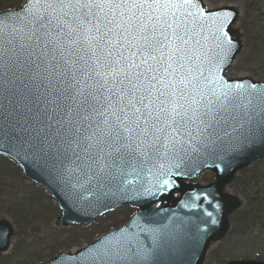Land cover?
Instances as JSON below:
<instances>
[{
  "label": "snow or ice",
  "instance_id": "1",
  "mask_svg": "<svg viewBox=\"0 0 264 264\" xmlns=\"http://www.w3.org/2000/svg\"><path fill=\"white\" fill-rule=\"evenodd\" d=\"M21 10L32 16L30 23L35 25L30 37H34V51L29 56L48 61L50 76L55 72L64 77L56 90L70 102L64 106L67 112L74 113L73 119L56 121L61 127L71 125L61 138L65 147L59 164L71 163L57 166L56 175L70 199L80 198L82 185L73 182V176L81 166L100 179L117 162L134 165L149 153L160 155L161 149L186 153L189 145L192 151L199 150L196 142L209 147L227 138L235 150L253 135L249 109H256L251 97L246 105L236 103L232 86L226 82L227 90L218 91L216 85L223 78L215 72L221 65L215 64L205 77L204 64L212 65V60L206 49L191 44L207 25L231 18L234 12L209 11L200 0H30ZM216 31L214 47L222 50L221 60L226 61L233 43L223 24ZM61 36L74 46L67 52L69 58ZM44 38H48L46 43ZM48 44L53 47L49 49ZM199 44L196 40L195 45ZM133 46L144 57L139 64L124 54ZM30 63L40 67L35 60ZM77 63L79 68L73 70ZM235 87L240 89L242 84ZM76 119L87 123H76ZM257 129L264 138V116ZM77 160L81 164L72 167ZM163 184L170 186V181Z\"/></svg>",
  "mask_w": 264,
  "mask_h": 264
},
{
  "label": "water",
  "instance_id": "2",
  "mask_svg": "<svg viewBox=\"0 0 264 264\" xmlns=\"http://www.w3.org/2000/svg\"><path fill=\"white\" fill-rule=\"evenodd\" d=\"M29 3L30 0H26L24 6L0 14V153L13 158L22 167L27 179L49 189L61 209L58 224H86L126 202L140 208L121 229L104 235L75 253H61L45 264L52 261L56 264H202L210 244L221 240L229 229V214L241 206L239 197L224 193L225 185L238 170L264 158V138L258 135L257 129L264 116V111H261L264 109V82H256L249 77L229 80L223 75L242 49L240 32L232 28L240 12L234 6L214 10L226 9L235 15L207 25L203 32L193 36L191 44L206 49L208 59L212 60V65L204 64L205 77L209 76V70L215 64L221 65L215 72L217 77L223 78L216 85L218 91L227 90L226 82L232 86L231 96L235 97L236 103L246 105L251 97L252 106L256 109L255 112L249 109V114L253 116V135L244 146L233 150L225 138V143L218 142L209 147L196 142L198 151H192L191 145L186 153L171 148L165 153L161 149L160 155L149 153L148 157H139L134 165L117 162L100 179L81 166L73 176V182L78 180L82 185L78 189L80 198L70 199L65 184L58 181L56 175L57 166L71 163L65 161L64 165L59 164V156L65 147L61 138L71 125L65 123L61 127L56 121L73 119L74 113L67 112L64 106L70 102H66L56 90L62 87L58 81L64 77H58L55 72L50 76L48 61L42 62L36 56H29L34 51V37H30L35 25L30 23L32 16L21 10ZM200 3L205 8L202 0ZM221 24L233 43V50L226 61L221 60L222 50L214 47L218 43L215 37L219 35L216 28ZM205 36L207 40L203 39ZM47 39L44 38L45 43ZM52 39L55 42V37ZM60 40L66 50L65 57L69 58L67 52L74 50V46L67 45L63 36ZM196 40L200 41L199 45H195ZM52 47L53 44H48L49 49ZM124 54L138 64L144 59L135 46L125 49ZM50 57L51 53L49 60ZM30 60H35L40 67L36 68ZM90 63L94 64V61ZM72 68L78 69L79 63ZM77 75L83 79L79 73ZM236 83H241L242 87L237 89ZM251 85H255L256 89L252 90ZM58 106L64 111L57 110ZM75 122L87 123L78 119ZM44 160L48 161L47 166ZM79 164L81 161L77 160L72 167ZM207 169L215 172L214 183L201 186L183 182L195 179ZM90 175L93 176L91 180ZM164 180H169L170 186L164 185ZM176 191L180 192L178 198L173 197ZM157 202L163 206L157 208ZM12 235L9 221L0 220V252L8 250ZM229 264L264 262L231 261Z\"/></svg>",
  "mask_w": 264,
  "mask_h": 264
},
{
  "label": "rangeland",
  "instance_id": "3",
  "mask_svg": "<svg viewBox=\"0 0 264 264\" xmlns=\"http://www.w3.org/2000/svg\"><path fill=\"white\" fill-rule=\"evenodd\" d=\"M21 1V2H20ZM210 8L233 5L240 10L238 29L243 46L233 64L227 70L229 78L249 76L264 81V0H203ZM24 0H0V11L9 6H19ZM0 157V166L10 174L0 178V218H8L15 229L10 250L1 255L0 264H42L61 251H71L94 241L111 226L121 223L134 208L125 206L115 214L106 215L85 227L70 228L56 224L59 208L52 198L34 184L26 181L22 173L6 165ZM7 163V162H6ZM9 168V169H8ZM264 159L241 170L227 186V191L242 199V206L231 217V229L226 237L211 247L203 264H227L231 259H264V217L262 222L246 226L238 233L243 214L248 210L252 197L264 200ZM16 177V178H15ZM260 177V178H259ZM212 173L200 175L198 182L207 183ZM246 185V186H244ZM46 194V195H45ZM24 209L22 216L13 215L12 209ZM24 218L20 224L19 219ZM240 220V222H239ZM248 227V228H247Z\"/></svg>",
  "mask_w": 264,
  "mask_h": 264
},
{
  "label": "trees",
  "instance_id": "4",
  "mask_svg": "<svg viewBox=\"0 0 264 264\" xmlns=\"http://www.w3.org/2000/svg\"><path fill=\"white\" fill-rule=\"evenodd\" d=\"M9 171L10 170L7 171L6 166L1 165L0 166V178H1V175H3V174L10 175V176L14 175V174H12V171H11V174ZM244 186H246V185H244ZM252 199H253L252 203H250L248 210L245 211L243 214V218L246 217V219H244V220H246L247 223L242 222L241 227L239 226L240 231L246 230V226H248V223L250 225L251 222H253V223L262 222V218L264 217V200L258 199L257 196H255ZM12 209H14V208H12Z\"/></svg>",
  "mask_w": 264,
  "mask_h": 264
}]
</instances>
